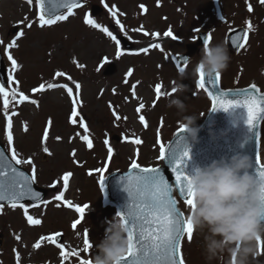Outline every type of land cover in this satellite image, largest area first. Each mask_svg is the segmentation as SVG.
I'll return each mask as SVG.
<instances>
[{
	"label": "rangeland",
	"instance_id": "374dc122",
	"mask_svg": "<svg viewBox=\"0 0 264 264\" xmlns=\"http://www.w3.org/2000/svg\"><path fill=\"white\" fill-rule=\"evenodd\" d=\"M146 1L154 5L146 4ZM220 2L224 7L216 8L218 0H85L81 6L73 8L71 14L61 13L68 16L66 20L41 27L34 0L31 5L27 0H0L1 51L8 76L4 86L6 95L0 93V141L11 153L5 131L10 119L11 147L19 159H30L35 164V183L46 188L41 201H47L23 203V207L21 204L15 207L4 204L0 209V264H17V253L19 264H81L82 261L92 264L94 245L103 237L106 222L117 214L102 192L104 175L116 168H126L135 159L142 165L159 163L160 145H156L155 133L161 132L165 141L175 130L173 126L181 122L182 115H197L198 122L208 107L204 91L196 86L199 78L191 76L203 46L198 47L187 64H176L175 55L185 49L187 37L194 39L200 29L207 31L209 43L225 41L231 26L239 23L248 27L250 21L252 27L248 28L245 47L240 49L238 56L230 54L232 61L221 78L225 85L252 79L246 72L242 75V70L248 69V65L257 67L264 62V3L261 0ZM92 3L101 4L103 10L92 15L89 10ZM140 4L148 6L147 13L139 14ZM120 7L124 10L123 15L117 13ZM202 11L204 18L190 23L193 14ZM86 17L101 28H107L116 40L101 28L83 23ZM139 22L143 27L159 32L146 35L147 30L136 29ZM29 23L32 24L30 28ZM195 23L196 28L189 31V24L192 27ZM14 28L23 32L18 39ZM169 31L172 36H165L164 33ZM121 36L131 42L129 49L120 41ZM13 40L16 44L9 48ZM141 48L148 51L132 54ZM118 50L121 56H117ZM9 54L17 61L16 67L8 59ZM249 58L248 65L237 64ZM109 62H112L113 70L105 73L104 70L110 67ZM78 65H83L85 70ZM178 66L185 69L183 83L188 85V90L184 93L173 91L174 85L180 82ZM130 69L132 74L127 75ZM57 72L65 75L58 77ZM72 81L81 85L79 95H75ZM42 83L44 90L32 92ZM157 83L162 85L160 94L155 91ZM48 84H66L73 89V94L69 96L65 87L49 89ZM133 85L136 86L135 96ZM21 91L29 96L28 101L18 102ZM168 96H179L186 104V113L167 107ZM32 100L37 103H31ZM74 100L75 110L79 109L78 119H83L87 130L71 123ZM5 101H8L7 115ZM141 103L144 107L137 112ZM113 112L121 117L117 119ZM139 114L145 117L147 126L140 121ZM46 127L49 134L44 140ZM261 128L260 158L264 160V122ZM113 134L119 138H113ZM90 139L95 140L96 146L103 144L107 150L112 149L107 165L103 164L104 160L98 162L95 146L88 147ZM135 140L141 143L137 144ZM44 147L50 154L43 151ZM21 166L31 171V164ZM65 173H70L66 188ZM53 184L55 187H51ZM62 191L63 198L56 200ZM66 202H71V206ZM76 206L84 209L82 214L76 211ZM181 207L188 217L190 207L184 202ZM25 210L40 223L29 224ZM75 221L79 223L74 228ZM57 232L61 237L55 242ZM85 233L89 239L87 248ZM42 236L46 239L41 240ZM37 242L39 248L34 247ZM258 248L261 255L254 264H264V251L259 243ZM182 255L185 264H209L204 255L203 238L194 230L190 241L186 236L182 240ZM211 264H228V258L213 260Z\"/></svg>",
	"mask_w": 264,
	"mask_h": 264
},
{
	"label": "snow or ice",
	"instance_id": "6c2138e0",
	"mask_svg": "<svg viewBox=\"0 0 264 264\" xmlns=\"http://www.w3.org/2000/svg\"><path fill=\"white\" fill-rule=\"evenodd\" d=\"M31 5L33 0H27ZM38 7V19L40 26L53 25L57 21L66 20L68 16L60 14V9H66L69 14H71L74 7H79V0H35ZM264 3V0H261ZM143 8V5L141 6ZM249 12L252 11V6H248ZM115 15V13H113ZM85 22L91 24L93 27L101 28V25L96 24L95 21L85 18ZM119 23V21H117ZM248 28L251 29V22L248 21ZM32 26L29 23L28 27ZM101 30L116 40L113 33L108 31L107 28H101ZM235 32V30H231ZM147 35V33H145ZM18 35H23V32H19ZM155 35V34H154ZM165 36H172V33L165 32ZM175 38V37H173ZM234 49H243L248 41V31L241 33H235L228 38ZM204 45L209 43V35L204 38ZM3 41H0L2 44ZM16 44L13 40L8 47L11 48ZM119 45V41H117ZM153 48L159 47V45H152ZM7 51V49H5ZM147 48H141L132 54L146 53ZM117 56H121L122 53L118 50ZM8 59L11 61L12 66H17V61L8 55ZM184 62H187V57H184ZM78 67H83V65H78ZM179 71H183L184 67H179ZM131 69L127 75H131ZM58 77H63L65 73L57 72L55 74ZM69 80L72 78L69 76ZM75 85L76 93L79 95V90L81 85L75 81H72ZM221 83V73H216L214 76L206 75L203 70L200 71V78L196 81V86L202 90L207 91L208 97L211 99L213 107L212 110H217L218 108L228 110L230 108L242 106L246 110V123L255 130V121L258 119H264V93H260L259 89L255 84L250 85L247 88H235L225 91L218 85ZM211 85V89L207 88ZM53 87H65L67 89L68 95L72 96L73 89L68 88L67 85H57L48 84L47 88L51 89ZM135 85H133V95L135 96ZM45 89V84H40L39 88H33L32 92H38ZM155 91L160 94L162 91V85L157 83L155 85ZM174 91V89H173ZM0 93L5 94L4 87L0 86ZM229 94L232 98L228 99ZM15 96V92L13 93ZM29 96L25 95L22 91L19 93V101H28ZM31 103L36 104V100H32ZM75 100L73 101V112L72 115L76 116L77 112L75 110ZM111 107V105H109ZM144 107L141 103L136 109L139 112ZM5 115L8 113V101L4 103ZM113 115L119 119V116L113 112ZM140 121L147 126L145 117L141 115L139 117ZM71 123L76 124V120H71ZM82 127L87 130L86 124H84L83 119L79 121ZM51 125V121L48 122ZM8 145L10 146L11 157L6 155L4 150H0V202L8 201L13 207L16 204L24 200L25 198H35L40 199L41 193L35 191L33 184L37 180L36 176V166L31 160H22L17 157L16 151L11 147L13 143V136L11 132V120L9 119L6 128ZM27 131V128H25ZM49 134L48 127L44 130V140L47 139ZM59 139V137H58ZM88 140V137H84ZM140 144V140L134 141ZM107 144V141H105ZM88 147H92V143L88 141ZM45 153H49L47 147L43 148ZM109 155H111L112 149L109 148ZM259 148H257L256 163L253 165L254 174L264 179V163L260 160ZM160 159L163 161L166 158L169 160L172 174L174 176V183H170L169 179L161 172L160 167H146L141 168L138 163L133 161L132 167L128 174L121 179L124 181L123 188L127 192L128 201L124 205L122 212H118L119 215L126 225L127 228V238L129 241L128 250L125 255L120 258V264H185V260L182 255V240L187 237V240L192 239L193 227L191 223L190 216L185 217L184 213L177 206V195L183 199V202L190 208H194V197L190 187V174L186 171V158L190 159V152L188 146H186L183 137L175 141V144H171L167 149L163 144L159 148ZM50 154V153H49ZM13 161L15 165L19 166L22 164H31V174H27L21 171L19 167L13 166ZM70 173H65L63 180L65 183V188L67 187L68 177ZM55 187V184L51 185ZM103 188L104 185L101 184ZM175 190V191H174ZM64 192H60L56 199H62ZM47 203V201H41ZM67 206H71V202H66ZM4 207L3 203H0V209ZM21 207L23 205L21 204ZM76 211L83 213L84 209L80 206H76ZM25 215L27 216V221L29 224H39L38 219H34L32 216L27 215V210H25ZM264 218V217H262ZM79 221L73 223L75 228ZM57 238L61 236L60 233L56 234ZM17 240L20 239L19 236L16 237ZM41 240L46 239L41 237ZM260 244L261 250L264 251V241L257 238ZM85 247L89 246L88 234L85 233L84 239ZM34 247L39 248L40 243L37 242ZM62 247V245H61ZM64 253L62 252L61 255ZM233 257V264H234ZM17 264H19V254L17 253ZM81 264H90V261H82Z\"/></svg>",
	"mask_w": 264,
	"mask_h": 264
},
{
	"label": "clouds",
	"instance_id": "9594fccd",
	"mask_svg": "<svg viewBox=\"0 0 264 264\" xmlns=\"http://www.w3.org/2000/svg\"><path fill=\"white\" fill-rule=\"evenodd\" d=\"M199 59L191 70L196 77L201 69L208 76L223 73L231 56L224 41L203 45ZM191 58L189 59V61ZM264 74V69H261ZM180 82L174 91L184 93L188 85L185 69L179 71ZM167 107L186 113V104L179 96H168ZM219 110V109H218ZM226 111V110H225ZM197 115L184 114L181 123L192 141L198 139ZM189 147L188 141L185 140ZM194 208H189L192 227L203 238L206 261L228 258V264H254L261 252L258 240H264V179L254 174L252 158L245 153L213 159L197 166L190 174ZM127 228L119 215L106 222L104 235L95 243L92 264H120L128 250Z\"/></svg>",
	"mask_w": 264,
	"mask_h": 264
},
{
	"label": "water",
	"instance_id": "95a60500",
	"mask_svg": "<svg viewBox=\"0 0 264 264\" xmlns=\"http://www.w3.org/2000/svg\"><path fill=\"white\" fill-rule=\"evenodd\" d=\"M83 0H79L82 2ZM92 13L97 12L101 7L97 4H92ZM63 10L60 9L59 12ZM237 31L235 30V33ZM230 32L229 37L232 36ZM193 45L194 44H190ZM188 45L191 49L192 47ZM229 46L233 50L232 45ZM189 53L185 55H179L180 61H184V57H187ZM108 69H111L110 67ZM4 69L2 64H0V76L2 78ZM219 86V85H218ZM211 89V85L207 86ZM249 87V86H247ZM245 87V88H247ZM227 91V90H225ZM260 93H264L260 91ZM232 96L229 94L228 99ZM213 107V106H212ZM219 109V110H218ZM217 110L210 111L208 117L206 118L204 124L200 126V131L198 134V139L192 141L188 137L185 129L178 130L173 136L167 141L165 148L167 149L171 144H175V141L183 137L184 141L187 140L189 144L190 159L186 158V171L191 174V172L197 166H203L212 161L213 159H219L221 157H230L235 153H245L250 155L252 158V163L255 165L257 156V145H258V135H259V125L261 119L255 121V130L250 128L246 123V110L240 106L235 108H230L227 111L218 108ZM0 150H4L0 144ZM5 151V150H4ZM6 153V152H5ZM7 155V153H6ZM10 158V157H9ZM13 166L15 165L13 162ZM160 167L161 172L169 179L170 183H174V176L171 171L169 160L166 158L163 160L162 164L155 166ZM21 171L29 174L27 170L19 167ZM131 167L126 171H115L111 173L106 179V188L108 191L109 198L116 203L120 212L123 211L124 205L128 201L127 192L123 188L124 181L121 179L126 176L130 171ZM30 175V174H29ZM35 191L44 194L45 190L39 188L33 184ZM175 191V190H174ZM176 195L179 197L178 193ZM25 199H35V198H25ZM178 206V199H177ZM179 207V206H178Z\"/></svg>",
	"mask_w": 264,
	"mask_h": 264
},
{
	"label": "flooded vegetation",
	"instance_id": "af4514ba",
	"mask_svg": "<svg viewBox=\"0 0 264 264\" xmlns=\"http://www.w3.org/2000/svg\"><path fill=\"white\" fill-rule=\"evenodd\" d=\"M261 69H264V68H262L261 64H260V66H257V67L254 66L253 73H252L254 76H251L254 79L250 80L249 83L255 82V83H257V84L262 86L261 82H264V74L261 73ZM261 76H262V81H261ZM255 80H257L259 82H256Z\"/></svg>",
	"mask_w": 264,
	"mask_h": 264
}]
</instances>
